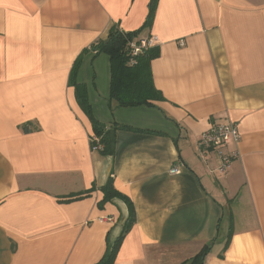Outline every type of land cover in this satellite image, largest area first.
I'll return each mask as SVG.
<instances>
[{
    "label": "crops",
    "instance_id": "obj_1",
    "mask_svg": "<svg viewBox=\"0 0 264 264\" xmlns=\"http://www.w3.org/2000/svg\"><path fill=\"white\" fill-rule=\"evenodd\" d=\"M150 1L0 0V264L99 262L129 217L98 207L110 177L136 212L114 264H190L208 244L204 264H264V0H159L139 35L159 39L152 107H119L110 58L85 54L95 118L134 130L112 156L92 150L71 69L112 27L139 30ZM221 122L241 141L202 149Z\"/></svg>",
    "mask_w": 264,
    "mask_h": 264
},
{
    "label": "trees",
    "instance_id": "obj_2",
    "mask_svg": "<svg viewBox=\"0 0 264 264\" xmlns=\"http://www.w3.org/2000/svg\"><path fill=\"white\" fill-rule=\"evenodd\" d=\"M159 0H151L148 8L149 12L144 25L136 31L125 32L118 25L112 27L108 37L104 41L94 43L88 50L85 49L75 61L69 76V86L74 88L76 101L81 110L86 114L92 124L93 134L100 138L103 146L100 152L105 156H112L115 152L116 133L122 131H134L127 126L117 123L104 124L99 122L93 113L92 105L88 98L87 87L78 82V74L82 64V58L90 51L95 55L105 54L111 61V92L110 98L115 101L119 107H138L155 106V102L164 101L162 93L156 89L153 83L151 63L160 56L158 46L143 49L137 55L134 54L131 44L139 39L142 30L150 27L154 21L156 9ZM24 132L32 130L31 123L23 126ZM91 143V142H90ZM92 147V144H91ZM89 191L83 192L77 199L89 195ZM104 194L103 200L98 203L102 208L104 204L113 200H121L129 210V217L124 225L123 231L118 239L110 246L103 258L96 264H114L119 250L123 244L126 234L131 230L136 222V212L130 198L120 193L114 186V181L110 177L105 186L101 188ZM75 199V197L73 198ZM70 201V200H67ZM231 240V234L224 247V252L228 248ZM211 244L205 245L198 255L190 261V264H204L207 255L210 252Z\"/></svg>",
    "mask_w": 264,
    "mask_h": 264
},
{
    "label": "built area",
    "instance_id": "obj_3",
    "mask_svg": "<svg viewBox=\"0 0 264 264\" xmlns=\"http://www.w3.org/2000/svg\"><path fill=\"white\" fill-rule=\"evenodd\" d=\"M159 39L157 36H151L148 38H141L134 41L131 44L133 52L135 55L140 53L143 49L152 48L158 46ZM184 45V44H181ZM241 141V134L236 124L231 122H221L212 126L208 131L204 132L200 138L199 145L202 149L211 148L214 150H221L229 143L233 142L238 144ZM90 142L92 144V150L96 152H101L103 149L100 143V138L92 135L90 137ZM223 155V154H222ZM220 156L222 160V165L219 168L221 174H225L230 167V163L233 158L236 157L235 154L232 156ZM179 167H174L171 170L172 174H178L180 172Z\"/></svg>",
    "mask_w": 264,
    "mask_h": 264
}]
</instances>
